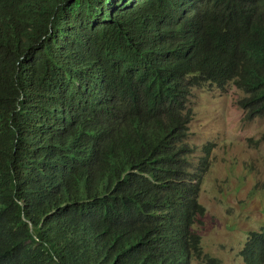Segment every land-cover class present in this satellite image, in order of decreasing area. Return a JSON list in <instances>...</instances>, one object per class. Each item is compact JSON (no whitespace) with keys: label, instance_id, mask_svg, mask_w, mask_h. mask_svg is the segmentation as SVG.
Returning a JSON list of instances; mask_svg holds the SVG:
<instances>
[{"label":"trees","instance_id":"1","mask_svg":"<svg viewBox=\"0 0 264 264\" xmlns=\"http://www.w3.org/2000/svg\"><path fill=\"white\" fill-rule=\"evenodd\" d=\"M229 84L264 118V0H0V264H220L187 137Z\"/></svg>","mask_w":264,"mask_h":264},{"label":"rangeland","instance_id":"2","mask_svg":"<svg viewBox=\"0 0 264 264\" xmlns=\"http://www.w3.org/2000/svg\"><path fill=\"white\" fill-rule=\"evenodd\" d=\"M242 97L229 84L223 90L193 88L189 98L191 162L213 145L198 196L204 213L190 230L200 236L203 253L220 264H242L239 253L248 234L264 228V118L245 121L237 105Z\"/></svg>","mask_w":264,"mask_h":264}]
</instances>
